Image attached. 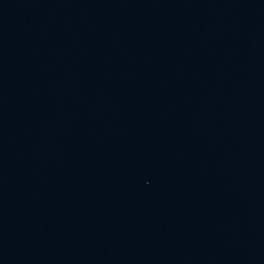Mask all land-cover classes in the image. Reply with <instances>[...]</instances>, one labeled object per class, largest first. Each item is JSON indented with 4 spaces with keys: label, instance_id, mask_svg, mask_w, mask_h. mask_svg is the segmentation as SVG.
I'll return each instance as SVG.
<instances>
[{
    "label": "water",
    "instance_id": "1",
    "mask_svg": "<svg viewBox=\"0 0 264 264\" xmlns=\"http://www.w3.org/2000/svg\"><path fill=\"white\" fill-rule=\"evenodd\" d=\"M0 264H264V0H0Z\"/></svg>",
    "mask_w": 264,
    "mask_h": 264
}]
</instances>
